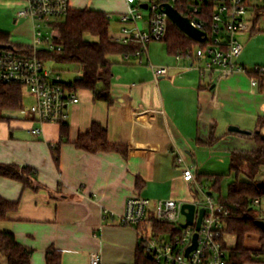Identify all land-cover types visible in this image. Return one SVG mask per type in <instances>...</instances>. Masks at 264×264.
<instances>
[{
	"label": "crops",
	"instance_id": "0c3cea01",
	"mask_svg": "<svg viewBox=\"0 0 264 264\" xmlns=\"http://www.w3.org/2000/svg\"><path fill=\"white\" fill-rule=\"evenodd\" d=\"M110 1L95 11L112 17V9L129 10L125 0ZM24 6V0H0V13L12 17L14 25L24 24L10 34V41L19 45H24V27L33 41L32 23L18 16ZM255 28L239 38L244 50L238 63L247 69L258 63L257 52L264 57V18ZM162 43L164 47L151 43L147 56L139 59L111 57L113 103L95 102L91 92L80 91V102L68 109L67 140L61 125H40L28 113L30 97L23 98L22 111L0 119V164L33 169L34 184L40 186L33 190L0 176V197L19 203L17 211L0 221V231L14 233L20 244L34 250L31 264H46L49 248L62 253L63 264H92L94 254L102 264H134L138 234L121 222L130 199L182 201L183 185L192 191L182 178L186 165L194 167L198 179L201 155L253 149L251 138L230 128L259 132L264 88L252 86L250 73L221 80L218 74H201L194 57L179 58ZM152 66L166 67L169 73L158 77ZM94 123L104 125L109 142L126 152L78 149L75 142ZM37 127L43 129L40 137L30 134ZM179 157L185 164H178Z\"/></svg>",
	"mask_w": 264,
	"mask_h": 264
},
{
	"label": "built area",
	"instance_id": "2783aa9c",
	"mask_svg": "<svg viewBox=\"0 0 264 264\" xmlns=\"http://www.w3.org/2000/svg\"><path fill=\"white\" fill-rule=\"evenodd\" d=\"M129 10L119 16L122 25L121 36L114 38L117 43L128 45L136 42L140 49L133 55L125 54L126 59H139L147 56L152 42H161L168 31L170 19L164 12L165 5L176 8L184 17L191 20L193 26L207 34L206 40L198 43L200 47L194 54L201 74H218V78L227 79L237 73H254L251 79L253 87L264 82V67H256L249 71L240 65L238 60L244 47L240 37L251 31L255 17V0H125ZM25 6L18 16L28 19L33 26V43L23 48H0V85L17 83L22 87L23 98L30 97L33 103L26 109L40 125L67 122L68 109L80 102L78 94L67 87L62 80L60 70L47 67L42 57L44 49L54 50L56 35L52 23L65 16L71 8V0H24ZM213 4V5H211ZM147 5V9L143 6ZM212 6V25L206 30L204 22L198 18L202 7ZM112 18V17H111ZM53 30V37H45L40 31L42 25ZM60 49V48H59ZM179 58L182 56H178ZM156 76H167L166 67H153ZM30 134L40 137L42 127L32 128ZM178 164H185L182 157ZM183 180L196 189L202 200L190 204L195 206L192 225L181 223L184 201L169 199L152 201L135 197L126 205V213L121 217L125 226L133 227L138 234L139 243L158 264H230V248L227 247L226 222L228 210L214 199L209 184H202L196 177L194 167L186 165L182 173ZM209 183H214L209 180ZM207 187H209L207 189ZM261 204L259 200L255 204ZM204 210L200 230L197 222L200 211ZM105 215H113L105 211ZM255 222L264 224V214L255 211L252 217ZM157 225V226H156ZM173 226V233L163 228ZM263 231V230H262ZM264 232V231H263ZM198 234L197 248L187 255V250L194 244V236ZM263 243V244H262ZM264 246V235L261 237V248ZM258 249V250H260ZM92 264H102L98 254L92 257ZM247 264H264V253L255 256Z\"/></svg>",
	"mask_w": 264,
	"mask_h": 264
},
{
	"label": "trees",
	"instance_id": "16d2710c",
	"mask_svg": "<svg viewBox=\"0 0 264 264\" xmlns=\"http://www.w3.org/2000/svg\"><path fill=\"white\" fill-rule=\"evenodd\" d=\"M254 10L253 29H256L260 20L264 18V5L255 6ZM198 18L204 22L206 30H209L212 25V6L202 7ZM110 25L111 17L105 12L71 9L65 16L52 23L56 33L54 50L44 49L41 51L42 57L47 63L53 62L57 65L79 68L82 77L72 83L64 82L67 87L77 94L80 91H89L93 94L95 102L102 101L108 105L113 103L110 92L113 81L111 57L133 55L141 48L136 42L128 45L117 43L110 34ZM161 42H165L171 54L190 59L194 57L195 45L202 47L182 33L172 22H169L167 34ZM0 44H11L16 48H23V45L12 43L10 35L1 31ZM250 74L252 78L257 76L252 72ZM260 86L264 88L263 81H260ZM23 109L22 87L17 83L1 84L0 119H4L3 114L5 113L18 112ZM61 126L62 136L67 140L69 135L67 122ZM246 136L253 140L254 147L248 152L233 151L231 153L230 170L235 174L236 179L229 186L228 197L218 200L229 212L226 230L237 240L236 246L230 250V264H246L252 262L259 253H264V246L255 251L247 249L244 245L247 234L262 232L252 217L255 214V202L264 196L258 187V184L263 182L258 177L264 168V120L260 122L259 132H252L250 136ZM75 146L89 153L117 152L124 154L126 152L123 147L109 142L107 128L100 123H94L90 131L78 138ZM55 157L58 160L56 152ZM242 174L247 177V180H240L239 177ZM0 176L19 181L25 187L33 190L40 188L34 184V171L29 167L0 164ZM198 179L200 181L213 180L214 183L210 189L213 192L221 190L222 177L200 175ZM18 207V202L0 197V221L7 220L8 215L17 211ZM163 229L166 231L168 229L173 233L177 232L173 226L169 225ZM0 253L4 256V261H0V264H31L34 250L20 244L14 233L0 231ZM46 264H63L62 253L55 248H49L46 254ZM134 264L158 263L139 243Z\"/></svg>",
	"mask_w": 264,
	"mask_h": 264
},
{
	"label": "rangeland",
	"instance_id": "374dc122",
	"mask_svg": "<svg viewBox=\"0 0 264 264\" xmlns=\"http://www.w3.org/2000/svg\"><path fill=\"white\" fill-rule=\"evenodd\" d=\"M110 1V0H109ZM108 2V0H71V8L74 10H97L102 8V5ZM111 2V1H110ZM116 2V1H115ZM116 4V3H115ZM119 4V3H118ZM120 5V4H119ZM124 6H120L117 9H112L110 13L112 14L111 25H110V34L112 37L117 38L120 36L121 33V26L117 22L121 13L125 11ZM126 13V12H125ZM23 22H20L17 25H14V19L12 17L6 16L0 13V31L13 34L20 26H23ZM25 31V32H24ZM40 31L43 33L45 37H49L52 39L53 37V30L46 26L42 25ZM22 43L24 45H31L33 43L31 33L29 34V30L27 27H24L22 34H21ZM158 43L157 45H161L164 47L162 42H152ZM200 47L195 45L194 47V54ZM256 59L258 60L256 64H253L248 68L249 71H253L256 67H264V57L261 54V51L256 53ZM48 68H56L60 70V74L62 77L63 82L72 83L75 82L77 79L82 77V73L79 71L77 66H66V65H57L56 63H47ZM251 132V131H250ZM255 132V129L254 131ZM251 144L248 145V149H251ZM230 153H222L216 152L211 157L209 155H201L200 159L197 161V165L199 166L200 172L204 176L214 175L218 177H222L221 180V190L215 191L213 193L214 199L216 201L220 199H226L229 194V186L231 183L236 179L235 174L230 170ZM240 180H247L245 175H240ZM259 180L264 181V168L261 170V174L258 177ZM205 180V179H204ZM204 186L209 184L212 187V183L209 181H204ZM209 187H207L208 189ZM191 193V194H190ZM182 201H199L202 200L201 196L196 193L195 187H193L192 191H188L187 186L182 187L181 189ZM261 204H255L254 209L255 211L259 212V214H264V196L259 200ZM186 221V217L181 218V223ZM262 230V229H261ZM263 232V231H262ZM253 232L249 233L245 237V247L250 250L257 251L261 248V237L264 235V232ZM227 247L232 249L236 246V237L232 234L227 236ZM263 244V243H262ZM259 253V252H258ZM247 264V263H246Z\"/></svg>",
	"mask_w": 264,
	"mask_h": 264
},
{
	"label": "water",
	"instance_id": "95a60500",
	"mask_svg": "<svg viewBox=\"0 0 264 264\" xmlns=\"http://www.w3.org/2000/svg\"><path fill=\"white\" fill-rule=\"evenodd\" d=\"M143 7L147 9V5H144ZM164 8H165L164 12L169 17L170 21L187 37L193 39L194 41L198 43H202L206 40L207 34L199 30L195 26H193L191 23V20L187 17H184L176 8L172 7L171 5H165ZM0 48H11V46L0 44ZM230 131L239 133L242 135H248V136L252 134V132L241 130L238 127H231ZM258 187L260 188V190L262 191L264 195V181L259 183ZM182 211L187 219V224L184 225V227H187L188 225H192L194 222V216H195V206L193 204L186 203L183 206ZM204 213L205 211L202 209L200 211V216L197 222V231L200 230L202 219L204 217ZM256 225L264 231L263 222L257 221ZM197 240H198V234L196 233L194 236V244L187 250V255L197 248Z\"/></svg>",
	"mask_w": 264,
	"mask_h": 264
}]
</instances>
